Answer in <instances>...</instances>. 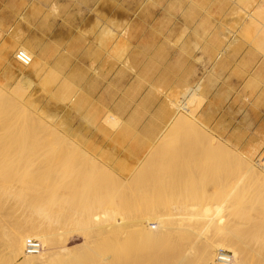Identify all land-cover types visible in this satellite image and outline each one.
Wrapping results in <instances>:
<instances>
[{"label":"rangeland","instance_id":"rangeland-1","mask_svg":"<svg viewBox=\"0 0 264 264\" xmlns=\"http://www.w3.org/2000/svg\"><path fill=\"white\" fill-rule=\"evenodd\" d=\"M250 13L255 14L254 16L258 17L257 19L260 21L254 20L249 16ZM262 23H264L263 0H0V116L5 115L4 105L7 107L11 105L9 100L3 98V95L9 93L2 85L6 69L12 73L10 82L16 83L19 80V71L13 66L16 64L19 68L21 63L15 59V53L18 49L24 48L15 44L14 39H16L18 43L38 54L41 69L38 67L35 70L34 67V73L42 71L40 77H37L38 81L31 85L32 89L22 85V89L19 91L20 94L30 98L28 104H33L34 108L28 106L27 108L34 113L25 116L26 108L20 107L21 109L18 108V110L20 109V113L22 110V113L20 115L16 109L17 117L23 123L30 122L32 117H34V123L38 120V123L34 124L36 135L34 136L44 138L40 143V137L37 138L40 140L37 142L35 138L23 140L17 137L20 146L6 151H4L6 144L16 137V132L10 131L0 138V243L6 239L5 232L11 227L13 220L32 218L36 222L45 223L46 227L56 231V234L69 238L70 246L73 248L84 244L85 238L80 228L85 224L96 223L93 216L96 212H101L103 208L123 211L121 207L128 210V206L129 211L137 216L142 214L139 211L141 205L143 208L140 210L143 211L147 205H159L162 200L163 206L159 205V207L163 208L170 207L174 203L188 205L194 203L201 208L205 202V204L207 202L209 204V201L213 202L210 205L214 208L213 205L220 201L217 199L219 195L231 194L232 197L242 198L245 190L250 193V196L247 197H251L249 201L253 197L255 202L245 203L248 199L243 197L245 202L240 203V199L232 213L228 208L227 211L225 210L227 213L224 211L223 217L213 216L210 219L211 222L210 220L208 222L211 226L207 227L205 231L201 232L204 228L194 229L196 233L189 234L191 236L187 237L190 238L189 244L187 239H180L179 242H184V245L180 244L186 249V252L183 251L184 253H187L188 248L191 247L199 250V246L203 244L202 240L204 242L206 239L204 236L219 229L214 228V225H217L216 220L226 225L228 221L223 222L224 219L230 218L228 216L234 214L231 219H227L230 220L231 225H236V227L233 226L234 229L254 237L249 243L264 251V177L262 181V169L259 168V171L254 173H252L253 171L246 172L245 157L247 153L237 150L220 139L206 127L207 125L199 115L206 102L200 85L206 74L204 68L206 62L218 58L225 51L248 57L250 62H260L264 59V44L261 47L258 39L254 36L260 29L264 35V24ZM198 53L200 66L199 71H196L191 69L190 60L192 55ZM13 58L16 60L15 62H12ZM175 59L177 66L174 65L171 69L167 67L168 69L165 71V65ZM22 68L21 65L20 72L24 70ZM175 73L179 74L183 83H169L174 79L175 76L172 74ZM161 75L163 78L160 80ZM166 75L168 89H165L164 85ZM197 75L200 83H191V78H195ZM197 85L200 90L198 89L192 98L195 99L199 93L202 94L201 98L190 99L189 103L191 104L192 101L194 103L192 102L193 105L189 107L194 108L198 102L196 106L198 109H195L198 118L190 117L186 121L179 120L178 114H181L182 110L178 109L177 102L182 98L183 91L186 92V89L189 90ZM59 88L64 92L73 90L77 94L71 101V109L67 112L69 122L66 121V116H52V111L57 110L58 107L64 109L56 97ZM26 90L29 91L24 93ZM189 103L188 105H190ZM109 110L119 115L122 120L115 129L103 118ZM40 111L46 112L48 117L40 115ZM6 115L8 114L6 113ZM177 119L180 121L179 124L187 125V121H189L188 125H195L193 126L195 131L192 132L194 137L189 138L179 135V133L178 135L172 134L173 132L172 135L167 133L171 125L176 123L174 120L177 121ZM191 119L192 124L190 123ZM199 119L206 126L202 125ZM128 120L130 122L126 123ZM53 126H57L64 138H70L78 143L79 147H75V150L74 145L68 142L69 140L67 141L66 138L61 140L63 135H53ZM96 127L98 129H95ZM196 127L200 131L199 133L205 134L203 136L207 141L198 133ZM164 134L169 135L165 138L169 144L165 148L159 149L158 145L164 139ZM191 140H193L192 147L199 148V153L189 151V149L183 152L182 145ZM209 142L219 150H215ZM65 143L67 145L64 146ZM172 143L177 144L176 149L173 148L174 145L171 146ZM178 146L182 151L177 149ZM228 150L236 152L228 155ZM78 151L81 155L78 154ZM81 151H86L85 153L88 155ZM204 152H208V154ZM211 152L213 154H210ZM28 154L32 156H26ZM24 157L29 163L24 161L22 165H19ZM253 157L255 160L264 158V149ZM5 164L10 166L16 164L17 174L12 172L16 176L8 180L2 178L1 169ZM143 164L147 166L146 168L142 167L146 173L144 170H138ZM92 165L93 168H91ZM206 165H208V169ZM112 166L117 167L119 172L117 173ZM209 167L211 169L213 167V169L211 170ZM137 170L146 174L144 175L146 177L143 178L142 173V176L140 172L137 173L142 177L141 181H139L141 177L135 178L139 183L141 182L138 187L136 184L138 182L133 177ZM175 170L176 173H174ZM225 170L227 171L225 172ZM238 170L243 173L239 175ZM113 172H115L114 178L111 177ZM230 174L235 176L232 177ZM257 174L259 175L256 179ZM238 175L242 179H238ZM17 176L24 177V181ZM127 176L130 179L133 178V181H126ZM225 178L230 180L227 181ZM112 179H118V182L117 180L112 182ZM239 180L241 182L243 180V184L238 185ZM131 181L132 184L135 181V185H131ZM113 183L118 185L117 188L120 189L118 192ZM123 183L126 187L121 185ZM232 183L234 184L232 185ZM245 184H249L247 190L244 187ZM240 185L241 187L238 188ZM134 186L137 187L136 193ZM148 186L150 188L147 191ZM231 186H234L235 189ZM5 188L15 195L4 194ZM237 188L240 192L236 191ZM22 189L28 193L26 202L17 198ZM204 192L211 196L210 199H204L205 202L202 199ZM253 192L256 195H252ZM146 193L148 198L150 197L149 200L144 198L147 197ZM215 196L217 197L215 198ZM140 197H143V200ZM257 199L259 200L257 201ZM123 200L131 203H125V201L123 203ZM135 202L136 205L138 203L139 208ZM191 202L193 203L191 204ZM198 202H202V204ZM166 203L168 205H165ZM250 203L251 206L254 204L253 208L250 207ZM120 205L122 206L120 207ZM134 206L136 210L138 208L137 211ZM38 208L43 209L40 215L33 211ZM133 209L136 212H133ZM244 214L245 216H243ZM118 217L120 218V215ZM230 224L226 226H230ZM149 227L157 229L158 224L153 222L149 224ZM220 230L223 229L220 228ZM119 236H113L114 238H109L110 241L105 243V246L112 243L111 247L117 246L112 247L115 249V253L111 251L114 255L109 252L113 255V257L111 255L112 259L108 262L109 264H152L147 260L149 252L146 249L148 246L146 245V248V243L141 241V235H139L140 237L133 234H120ZM256 238L259 241L255 240ZM115 240H119L117 244H115ZM92 245L95 246V244ZM116 249L119 255L116 254ZM194 249L191 255L198 252ZM85 250L92 252L88 247H85ZM216 252L217 250L215 255ZM229 252L233 254V252ZM195 255L191 256L189 264H201L198 261L199 254ZM255 259L258 261V258L254 256V261ZM75 260L79 261V259L73 260L72 258L61 261L62 264H76ZM126 260L130 262L128 263ZM97 262L94 263L98 264ZM92 263L90 262V264ZM77 264H80V261ZM82 264H89V262Z\"/></svg>","mask_w":264,"mask_h":264},{"label":"bare ground","instance_id":"bare-ground-1","mask_svg":"<svg viewBox=\"0 0 264 264\" xmlns=\"http://www.w3.org/2000/svg\"><path fill=\"white\" fill-rule=\"evenodd\" d=\"M264 1V0H263ZM132 2V1H131ZM259 6V5H258ZM255 15V14H254ZM253 13H250L249 16L253 17V19L257 20L258 21V17L254 16ZM256 17V18H255ZM252 19V20H253ZM260 21V20H259ZM258 21V22H259ZM264 24V23H262ZM264 26V25H263ZM264 29V28H263ZM261 30V29H260ZM260 30L257 31L256 35L254 37H256V39H258L259 41V44L262 45L264 44V35L260 32ZM253 37V38H254ZM15 40V44L17 45H20L22 48H24L25 51H27L31 56H32V61L29 65L27 66H24L23 64L22 65V72H20V67L18 68L16 64H14L13 68H16L18 71H19V80L18 82L16 83H12L10 82V76L12 75V73L8 72L7 69L6 71L4 72L3 76H4V81L2 82L3 84V87L9 92L8 94L6 95H3V98H5V100H9L8 102L11 104L10 106L8 105V103H6L9 107H7L6 105H4L5 109H6V112H5V115H1L0 116V138H3L8 132H16V137L14 139H12L11 141H9L7 144H6V149L4 151H6L7 149H12V148H16L18 146H20V143H19V140L17 137H20L21 139L23 140H30V139H33L35 138V140L39 137H35V133H34V124L38 123V120L34 123V117H32L30 119V122H24L23 121L21 122V120L19 121V117H17L18 115V112L20 113V107H23V108H26L24 110V115H28V114H32L34 112H31L30 109L27 108L28 107H33L34 108V105L32 104H28L29 103V100L30 98H27L25 97L24 95L20 94V90L22 89V85L23 86H26L27 88L29 89H32L31 88V85L33 84L34 85V82L36 83L38 80H37V77H40L41 75V72L42 71H39V72H36L34 73V67H35V70H37L36 68L39 67V69H41V61L39 60L38 58V54H36L32 49L26 47L25 45L21 44V43H18V41ZM112 44V43H111ZM259 50L261 48H258ZM262 51V50H261ZM264 53V52H263ZM16 54V53H15ZM8 57V55H7ZM15 59L16 56H15ZM14 58L12 59V62H15ZM12 68V69H13ZM47 82V81H46ZM69 83V82H68ZM45 84V83H44ZM201 85V84H200ZM46 86V85H45ZM202 86V85H201ZM60 87V86H59ZM67 87V86H66ZM65 88V87H64ZM189 88V86H188ZM60 90H58V94L56 95V97L59 99V101L61 102V105L62 108L64 107V109H58L57 110H53L52 111V116L53 117H65L66 121L69 122V114H67V112L71 109V101H73V98L77 95L76 94V91H73V90H70V91H65L62 90L61 88H59ZM198 89H199V86H195V87H191L189 90L186 89V92L183 91L182 93V98L179 99V101L177 102V107L179 110H182V113L181 114H178L179 116V120H182V121H186V119H189L190 117L192 118H198L197 115H196V106H197V103H196V106H194V108L192 107V109L189 107L192 104V102L194 103V101L191 102V104L189 103V100L193 99L192 96L194 94H196L198 92ZM200 90V89H199ZM29 91V90H28ZM27 90L24 92V93H27L28 92ZM31 91V90H30ZM59 91H62V92H59ZM50 92V91H49ZM21 93H23L21 91ZM54 93V92H53ZM52 93V94H53ZM59 93H61V95H59ZM51 94V95H52ZM55 95V94H53ZM202 95V94H201ZM201 95L199 93V96H197L195 99L193 100H196L198 97L201 98ZM195 96V95H194ZM204 96V95H203ZM198 98V99H199ZM249 98V97H248ZM54 99V98H52ZM4 100V102H5ZM18 101V102H16ZM198 101V100H197ZM174 103V102H173ZM188 103L190 105H188ZM56 104V103H55ZM18 108H20L18 110ZM16 109L18 112H16ZM198 109V107H197ZM196 109V110H197ZM36 110V108H35ZM42 111V110H41ZM39 112L40 115H44L46 117H48V115L46 114V112ZM6 113L8 115H6ZM21 113H22V110H21ZM20 113V115H21ZM23 115V116H24ZM34 116V114H33ZM37 116V115H36ZM104 120L106 123H111L112 124V128L114 126V129L115 127L118 125H120V122L122 121L121 120V117L119 115H117L115 112L109 110L108 113H106L104 116H103ZM38 119V118H37ZM36 120V118H35ZM103 120V119H102ZM103 120V121H104ZM198 120V119H197ZM40 121V120H39ZM200 121V119H199ZM174 122H176L174 125L172 124L171 127L169 128V132H167L168 134L172 135V134H176L178 135H185L186 137H194V135H192L194 128L193 126H195L194 124L191 126V125H188V122L187 121V125H183L182 123L179 124L178 122V119L177 121L174 120ZM201 122V121H200ZM185 123V122H184ZM192 124V119H191V122ZM195 123V122H194ZM202 123V122H201ZM95 124V123H94ZM196 125H198L200 127L199 124L196 123ZM202 125H205L202 123ZM51 126V125H50ZM96 126V125H95ZM197 126V127H198ZM206 126V125H205ZM54 130H52V134L54 135H63L61 133V130L57 127V126H53ZM111 127V126H110ZM195 128L198 133L200 132L198 130V128ZM208 128V126H206ZM52 129V128H51ZM95 129H98L97 127ZM37 130V129H36ZM35 130V131H36ZM40 130V128H39ZM48 130V128L46 129V131ZM201 130V129H200ZM38 131V130H37ZM45 131V130H43ZM204 131V130H203ZM106 133H108V131H105ZM173 132V133H172ZM202 132V131H201ZM172 133V134H171ZM195 132V134H198ZM203 133V132H202ZM202 133H199L202 135ZM206 133V136L207 135V132ZM38 134V133H37ZM46 134V132H45ZM51 134V136H52ZM168 134H164L165 137L164 139L162 140V142H160V144L158 145V148L159 149H163L165 148L169 143V141L165 140V138L167 137ZM35 135V136H34ZM205 136V134H203ZM202 135V137H204ZM169 136V135H168ZM57 137V136H56ZM185 137V138H186ZM201 137V136H200ZM41 138V137H40ZM43 138V137H42ZM42 138H41V141L40 140H36L37 141H40V143H42ZM64 138V135L63 137L61 138V140ZM67 139V141L70 143V144H73L74 145V148L75 147H79L78 143H76L75 141H72L70 140V138L68 139L67 137H65ZM64 138V139H65ZM173 138V137H172ZM199 138V137H198ZM209 138V137H207ZM214 138V137H213ZM44 139V138H43ZM168 139V138H167ZM181 139V138H180ZM193 139V138H192ZM205 139V137H204ZM217 139V138H215ZM169 140V139H168ZM170 140H171V137H170ZM178 140V139H177ZM184 140V139H183ZM188 140V139H187ZM200 140V138H199ZM203 140V139H202ZM206 140V139H205ZM212 140V139H211ZM45 141V140H44ZM50 141V140H49ZM47 141V142H49ZM186 142V140H184ZM193 140H191L190 142L186 143L185 145H182L184 151L183 152H186L185 150H188L189 151H192V152H197L199 153L200 150L198 151L197 148H194L192 147L193 145H191V142ZM207 141V140H206ZM35 142V143H36ZM51 142V141H50ZM50 142L48 144H50ZM176 142V141H175ZM182 142V141H181ZM219 142V141H217ZM221 142V141H220ZM39 143V142H38ZM39 143V144H40ZM64 143V142H63ZM210 143V142H209ZM208 143V144H209ZM222 143V142H221ZM45 144V143H43ZM47 144V145H48ZM212 147H214L215 145L213 143H210ZM218 144V143H216ZM38 145V144H37ZM67 145V143L64 144V146ZM123 145V144H122ZM120 145V146H122ZM174 145V143L171 144V146ZM180 145V144H179ZM35 146V144H34ZM44 146V145H43ZM177 146L174 145L173 148H175ZM204 147V145H202ZM207 146V145H206ZM210 146V145H209ZM70 147V146H69ZM179 148H177L178 150L180 148V146H178ZM201 147V146H200ZM221 147V145H220ZM28 148V147H27ZM71 148H72V145H71ZM211 148V147H210ZM68 149V148H67ZM176 149V148H175ZM204 149V148H203ZM202 149V150H203ZM215 149V147H214ZM217 149V147H216ZM215 149V150H216ZM76 150V148H75ZM206 150V148H205ZM212 150V148L210 149ZM210 150H208L210 152ZM219 149H217L218 151ZM221 150V149H220ZM149 151V150H148ZM154 151V149H153ZM182 151V150H181ZM204 151V150H203ZM215 151V152H217ZM223 151V150H222ZM31 152V151H29ZM27 152V153H29ZM82 152V151H81ZM84 153L86 151H83ZM82 152V153H83ZM174 152V151H173ZM214 152V151H212ZM210 153V154H213V153ZM234 152V150L232 151H229L228 150V155L229 153H232ZM236 152V151H235ZM234 152V153H235ZM238 152V151H237ZM32 153V152H31ZM170 153V152H169ZM181 153V152H180ZM205 153V152H204ZM208 154V152H206ZM205 153V154H206ZM221 153V151H220ZM226 153V154H227ZM233 153V154H234ZM243 153V152H242ZM72 154V153H71ZM78 154L79 151H78ZM86 154V153H85ZM188 154V153H187ZM232 154V155H233ZM244 154V153H243ZM75 155V154H74ZM81 155V154H80ZM88 155V154H86ZM175 155V154H174ZM182 155V154H181ZM231 155V154H230ZM245 155V154H244ZM26 156H32V155H26ZM185 156V155H184ZM200 156V155H199ZM207 156V155H206ZM225 156V155H224ZM236 156V155H235ZM28 157V158H29ZM88 157V156H87ZM153 157V156H152ZM151 157V158H152ZM170 157V156H169ZM203 157V156H202ZM223 157V156H222ZM221 157V158H222ZM226 157V156H225ZM80 158V157H79ZM77 158V159H79ZM82 158V157H81ZM150 158V160H152ZM183 158V157H182ZM186 158V157H185ZM213 158V157H212ZM224 158V157H223ZM234 158V157H233ZM241 158H244V157H241ZM24 157L22 159V161L19 163V165H22V163L24 161H26V163H29L27 162L28 160ZM187 159V158H186ZM207 159V158H206ZM264 158H259L258 160H255L253 155L251 154H246V157H245V162H246V172H250V171H253L252 173L254 172H257L259 171L258 169L261 168V174H263L261 177H262V181H263V177H264ZM91 160V159H90ZM174 160V158H173ZM222 160V159H221ZM229 160V159H228ZM237 160V159H236ZM244 160V159H243ZM241 160V161H243ZM30 161V160H29ZM238 161V160H237ZM81 162V161H80ZM149 162V161H148ZM170 163V161H167V163ZM202 162V161H201ZM240 162V161H239ZM31 163V161H30ZM90 163V162H89ZM179 163V162H178ZM177 163V164H178ZM183 163V162H182ZM206 163V162H205ZM214 163V162H213ZM212 163V164H213ZM233 163V162H232ZM91 164V163H90ZM145 164V163H144ZM143 164V166L141 165L140 168H138V170H144L145 172V169H143L142 167H147ZM176 164V163H175ZM180 164V163H179ZM185 164V163H184ZM216 164V163H214ZM167 165V164H166ZM172 165V164H171ZM182 165V164H181ZM203 165V164H201ZM241 165V164H240ZM243 165L245 166V164L243 163ZM43 166V165H42ZM46 166V164H45ZM43 166V167H45ZM173 166V165H172ZM180 166V165H179ZM184 166V165H183ZM207 166V169H208V165ZM225 166V165H224ZM42 167V168H43ZM96 167V166H95ZM137 167V166H136ZM135 167V169H136ZM149 167V166H148ZM178 167V166H177ZM214 167V166H213ZM212 167V169H213ZM17 166L16 164L15 165H3L2 166V169H1V172H2V178L4 180H8L10 178H13L14 175L12 172H16L17 174ZM93 168V165L92 167ZM97 168V167H96ZM113 169L116 170V172L118 173L119 170L117 167H113ZM169 168V167H168ZM175 168V167H174ZM210 168V167H209ZM206 169V168H205ZM211 169V168H210ZM211 169V170H212ZM233 169V168H232ZM238 169V168H237ZM236 169V170H237ZM136 171V174L133 175L134 179L137 178V177H141L143 172H140V171ZM169 170V169H168ZM177 170V169H176ZM176 170L174 173H176ZM181 170V169H180ZM204 170V168H203ZM214 170H215V167H214ZM221 170V169H220ZM219 170V171H220ZM242 170V169H241ZM245 170V168H244ZM183 171V170H182ZM206 171V170H205ZM227 170H225L226 172ZM239 171V170H238ZM112 172V171H111ZM138 172H140L141 176H138L139 174H137ZM167 172V171H166ZM178 172L180 173L181 171H179V168H178ZM207 172V171H206ZM114 173H111V177L114 178ZM146 173V172H145ZM143 174V178L144 175L146 174ZM149 173V172H148ZM178 173V174H179ZM202 173V171H201ZM205 172L203 171V174ZM216 173V172H214ZM219 173V172H218ZM243 172H240L239 171V175L242 174ZM92 174V173H91ZM184 174V172H183ZM217 174V173H216ZM215 174V175H216ZM224 174V173H223ZM248 174V173H246ZM238 175V176H239ZM258 175H256V179L258 178ZM119 176V175H117ZM183 176V175H181ZM213 176V174H212ZM228 176H229V173H228ZM230 176H235V175H232L230 174ZM18 177V176H17ZM116 177V176H115ZM142 177L139 179V181H141ZM150 177V176H149ZM154 177V176H152ZM223 177V176H222ZM226 177V176H225ZM241 176L238 177V179H242L240 178ZM253 177V176H251ZM250 177V178H251ZM255 177V175H254ZM260 177V179H261ZM19 179L23 180L24 181V177H18ZM118 178V177H116ZM121 178V177H120ZM148 178V177H147ZM244 178H245V175H244ZM119 179V178H118ZM118 179H114V180H117L118 182ZM127 180L126 181H130L132 179H130L129 176H127L126 178ZM153 179V178H152ZM151 179V180H152ZM160 179V178H159ZM181 179V178H180ZM226 179V178H225ZM232 179V178H231ZM235 179V178H234ZM237 179V178H236ZM259 179V180H260ZM113 180V179H112ZM114 180L112 182H114ZM122 180V179H121ZM136 180V179H135ZM227 180V179H226ZM230 180V179H229ZM227 180V181H229ZM124 181V182H126ZM133 181V180H132ZM132 181H131V185H135L136 183L137 184V187H138V184L139 181L136 180V182L132 184ZM147 181V180H146ZM178 181V180H177ZM186 181V180H185ZM240 181V180H239ZM256 181V180H255ZM254 181V182H255ZM143 182V181H142ZM145 182V181H144ZM173 182V181H172ZM179 182V181H178ZM234 182V181H233ZM238 182V181H237ZM122 183V182H121ZM148 183V181H147ZM223 183V182H222ZM221 183V185H222ZM225 183V182H224ZM235 183V182H234ZM232 183V185L234 184ZM261 183V182H260ZM115 185V183H113ZM119 184V183H118ZM145 184V183H144ZM169 184V183H168ZM236 184V183H235ZM239 184H243V180L242 182H238V185ZM122 186L124 185L121 184ZM188 185H190V183H188ZM187 185V186H188ZM192 185V183H191ZM207 185V184H206ZM229 185V184H228ZM246 185V184H245ZM116 188L118 185H115ZM120 186V185H119ZM120 186V187H122ZM194 186V185H193ZM192 186V187H193ZM244 186V185H243ZM248 185L244 186L246 188V190L248 189ZM124 187H126V185H124ZM136 186H134L135 188ZM137 187L135 188V193H136V189ZM159 187V186H158ZM162 188V186H160ZM190 187V186H189ZM227 187V186H226ZM230 187V186H229ZM232 188L234 186H231ZM241 187L238 186V188ZM150 188V186H148L147 188V191L148 189ZM167 188V187H166ZM216 188V187H215ZM224 188V187H222ZM238 188L236 189V191L238 190ZM243 188V187H242ZM183 189V188H182ZM208 189V188H207ZM235 189V188H233ZM118 190H120L119 188H117V192ZM142 190V189H141ZM186 190V189H185ZM189 190V189H188ZM217 190V189H216ZM215 190V191H216ZM220 190V189H219ZM231 190V189H230ZM163 191V190H162ZM183 191V190H182ZM213 191V190H212ZM211 191V192H212ZM235 191V192H236ZM239 191V190H238ZM254 191V190H252ZM258 191V190H257ZM188 192V191H187ZM208 192V190H207ZM206 192V194H207ZM232 192V191H231ZM240 192V191H239ZM260 192V191H259ZM264 192V190H263ZM116 193V192H115ZM114 193V195H115ZM233 193V192H232ZM244 193V196L243 197H246L247 202H245L240 196V198H238L237 196L236 197H232V195H225V196H222L219 195V197L217 199H220L219 202H217L216 204L213 205L214 208H212V206L210 205V203H213V202H210L209 201V204L207 202V204H205V200L207 199H210L211 196L209 195H206L205 192L203 193L202 195V199L203 201L205 202L204 203V206L199 208L197 207L193 202H191V204L193 203V205H188V204H181V203H174L172 206L170 205V207L168 206L166 208V206L163 208V207H159V205H162L163 206V200H162V203H160L159 205L155 204V205H147V203H145L147 200H149L148 196H147V193H146V196L147 197H144L146 198L147 200L145 202H143L145 205H147V207H145L142 210H140L142 207V205L140 206L141 208L139 209L140 212H142V214L140 216H137V215H134L132 214L130 211H129V207L127 206L128 210L126 208H123V203L125 200H123V203H121L122 205H120V207L123 209L122 210H115L113 208H111V210H108V208L104 209L101 211V212H96V214L93 216V218L95 219L96 223L92 224H85L83 225L80 229H82V235L83 237L85 238V242L83 245H80V246H77V247H71L70 246V242H69V238H65L63 237L62 235L60 234H56V231H53V230H50L46 227L45 223H42V222H36L34 221V219L32 218H25V219H16V220H13L12 221V225L11 227L7 230V232H5V236H6V239L4 241H2V243H0V264H62L63 262L61 260H68L70 258H72L73 260L74 259H79L80 261V264L82 263H88L90 264V262H97L98 264H106L110 261L111 258V255L113 254L114 255V250L113 248L117 247V246H112L113 243L109 246H105V243H107V241L111 238H114L115 236H119L120 234H133L134 236L136 235H141V238L145 244V247L146 245L148 246V249H146V251H148V262L149 263H152V264H189V261H190V258L191 256L195 255V256H198L197 254H199V260L196 259V262L200 261L201 264H239V263H242V264H264V251L260 248H256V247H253L255 245H251V243H249L251 240L254 239V237H251L250 235H247V234H242L238 229L235 230L233 226L236 227V225H231L230 224V220H227V219H231L233 215H229L228 217L230 218H227V216H225L227 219H224V218H221V219H224L223 222H227L228 224H230V226H226V225H223L222 222L221 225H219V221L216 220L215 222L217 223V225H214V228H221L223 230H220L219 229L216 231H212L210 234H208L207 236H204L206 237V239L202 240V245L199 246V250H195L194 247H191V248H188L189 251L187 253H184L183 251L186 252V249L183 248V246L181 247V245H184V242H179L180 239H187L186 241L188 242V244L190 243V241H188L190 238H187V237H190L191 235L189 234H195L196 233V230H198L197 228H204L202 229L201 232L205 231V229L211 225H209V220L213 218V216H221L223 217L225 215V212L227 211L226 209L229 208L230 210V213L233 212V210L235 209V205L237 204V202L241 199L240 203L243 201L245 203H248V202H252L253 201V197H252V200L249 201L251 199V197L247 198L248 196H250V193H248V191H243ZM254 193V192H253ZM252 195H256V193H254ZM4 194H14L12 193L11 191L8 190V188H5L4 189ZM133 194V193H132ZM142 194V193H141ZM157 194V193H155ZM161 194V193H160ZM236 194V193H235ZM263 194V193H262ZM15 195V194H14ZM140 195V193H139ZM145 195V194H144ZM251 195V196H252ZM258 195V194H257ZM264 195V194H263ZM262 195V196H263ZM138 196V195H137ZM153 196V195H152ZM159 196V195H158ZM164 196V195H163ZM191 196V195H190ZM196 196V195H195ZM218 196V195H217ZM215 196V198L217 197ZM260 196V195H259ZM258 196V197H259ZM261 196V197H262ZM139 197V196H138ZM162 197V196H161ZM17 198H19L21 201H24L26 202L27 201V198H28V193L27 191L24 189H22V191L20 192V194L17 195ZM141 198V197H140ZM139 198V199H140ZM154 198V197H153ZM164 198V197H163ZM255 198V197H254ZM257 198V197H256ZM130 199V198H129ZM128 199V200H129ZM143 200V197L141 198ZM140 199V200H141ZM159 199V198H157ZM198 199V198H197ZM205 199V200H204ZM245 199V200H246ZM161 200V199H160ZM171 200V199H170ZM178 200V198H177ZM191 200V199H190ZM259 199H257L258 201ZM137 201V200H135ZM151 201V200H150ZM175 201V200H174ZM187 201V200H186ZM256 201V202H257ZM139 204H140V201L138 200ZM142 202V201H141ZM155 202V201H153ZM159 203V201H156ZM166 202V201H165ZM177 202H180V201H177ZM216 202V201H215ZM255 202V201H253ZM125 203H129L128 201ZM131 203V202H130ZM129 203V204H130ZM133 203V202H132ZM150 203V202H149ZM169 203V201H168ZM187 203V202H186ZM189 203V202H188ZM196 203V202H195ZM199 204H202V202H198ZM244 203V204H245ZM170 204V203H169ZM190 204V203H189ZM197 204V203H196ZM249 204V203H248ZM135 205H136V202H135ZM165 205H168L167 203ZM254 205V204H253ZM251 206V203H250V207L253 208L254 206ZM138 206V203L137 205ZM211 206V207H210ZM249 206V205H248ZM257 206V205H256ZM135 208V206H134ZM139 208V206H138ZM137 208V210H138ZM132 210V209H131ZM136 210V208H135ZM136 210V211H137ZM226 210V211H225ZM33 211H35L37 214H42L43 212V209L42 208H38V209H33ZM115 211V212H114ZM134 211L133 209V212H136ZM225 211V212H224ZM138 213V212H137ZM227 213V212H226ZM238 213V212H237ZM240 214V213H239ZM118 215H120V218L118 217ZM178 215V216H176ZM242 216V215H241ZM245 216V214L243 215ZM178 217V218H176ZM235 217V216H234ZM240 217V216H239ZM219 218V217H218ZM226 220V221H225ZM221 221V220H220ZM155 222L156 224H158V227L156 229H153L151 227H149V224L150 223H153ZM211 222V220H210ZM213 223V222H212ZM225 224V223H224ZM213 225V224H212ZM220 226V227H219ZM213 228V227H212ZM211 228V230H212ZM213 228V229H214ZM194 229L195 232H194ZM234 229V230H232ZM209 230V231H211ZM200 231V229H199ZM198 232V231H197ZM207 233V232H206ZM114 236V237H113ZM193 236V235H192ZM255 236V235H254ZM260 236V234H259ZM120 237V236H119ZM126 237V236H125ZM127 237H130V236H127ZM140 237V236H139ZM258 237V236H257ZM28 238H35L37 240H39L41 243H42V250L40 251L39 254H27L25 252V242H26V239ZM110 238V239H109ZM118 238V237H117ZM116 238V239H117ZM121 238V237H120ZM253 238V239H252ZM74 239V238H73ZM140 239V238H138ZM129 240V239H128ZM257 240V238L255 239ZM254 240V241H255ZM116 241V240H115ZM119 241V240H118ZM115 242V244H117V242ZM185 241V242H186ZM259 241V240H257ZM257 241H255V243H257ZM69 242V244H68ZM135 243L136 240H135ZM134 243V244H135ZM92 244H95V246H93ZM129 244V243H128ZM127 244V245H128ZM132 244V243H131ZM181 244V245H180ZM138 245V244H136ZM141 245V244H140ZM180 245V246H179ZM129 246V245H128ZM85 247H88L91 251L89 250H85L84 251V248ZM122 247V246H121ZM150 247V249H149ZM135 248V246H134ZM141 248V247H140ZM196 248V247H195ZM132 249V247H131ZM184 249V250H183ZM195 250L197 253H194L191 255V252L192 250ZM117 250V249H116ZM125 250V249H124ZM133 250V249H132ZM150 250V251H149ZM217 250V252L219 250H226V251H231L233 252L232 254V259L230 262H219L216 260V255H217V252H216V255H215V251ZM111 251H113L114 253H112ZM194 251V252H195ZM83 252V253H82ZM87 252H91V253H87ZM109 252H111L112 254H110ZM82 253V254H80ZM87 253V254H86ZM110 255H109V254ZM118 250H117V253L118 254ZM84 254V255H83ZM115 254V255H116ZM123 254V253H122ZM120 254V255H122ZM142 254V252H141ZM144 254V253H143ZM112 255V257H113ZM119 255V254H118ZM257 255V256H256ZM132 256V255H131ZM254 256L258 258V261H256L257 259H255L254 261ZM118 257V256H117ZM127 259V258H126ZM194 260V259H193ZM198 260V261H197ZM260 260V261H259ZM78 261V262H79ZM123 261V260H121ZM127 261V260H126ZM76 264L78 263L76 260H75ZM128 262V261H127ZM130 262V261H129ZM128 262V263H129ZM193 262V261H191ZM92 263V264H93ZM119 263V262H117ZM124 263V262H123ZM95 264V263H94ZM109 264V263H108ZM197 264V263H196Z\"/></svg>","mask_w":264,"mask_h":264},{"label":"crops","instance_id":"crops-1","mask_svg":"<svg viewBox=\"0 0 264 264\" xmlns=\"http://www.w3.org/2000/svg\"><path fill=\"white\" fill-rule=\"evenodd\" d=\"M199 59V53L191 56L192 70L199 71ZM174 65L176 59L165 65V71ZM204 68L201 91L206 102L200 117L220 139L239 151L256 155L264 149V59L250 62L248 57L225 51L208 60ZM172 75L175 77L169 83H183L178 73ZM166 77L164 85L168 89ZM191 83H200L198 75L191 78Z\"/></svg>","mask_w":264,"mask_h":264},{"label":"built area","instance_id":"built-area-1","mask_svg":"<svg viewBox=\"0 0 264 264\" xmlns=\"http://www.w3.org/2000/svg\"><path fill=\"white\" fill-rule=\"evenodd\" d=\"M16 58L19 63L27 66L32 61V56L24 49H18L16 51ZM42 250V243L35 238H28L25 242V252L27 254H39ZM232 254L226 250H219L216 255V260L219 262H230Z\"/></svg>","mask_w":264,"mask_h":264}]
</instances>
